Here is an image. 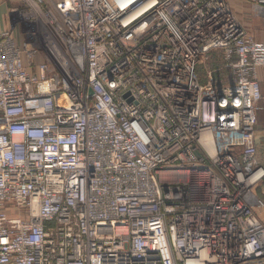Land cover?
Masks as SVG:
<instances>
[{
	"label": "built area",
	"instance_id": "obj_1",
	"mask_svg": "<svg viewBox=\"0 0 264 264\" xmlns=\"http://www.w3.org/2000/svg\"><path fill=\"white\" fill-rule=\"evenodd\" d=\"M262 84L226 0H0V264H264Z\"/></svg>",
	"mask_w": 264,
	"mask_h": 264
},
{
	"label": "rangeland",
	"instance_id": "obj_2",
	"mask_svg": "<svg viewBox=\"0 0 264 264\" xmlns=\"http://www.w3.org/2000/svg\"><path fill=\"white\" fill-rule=\"evenodd\" d=\"M252 9L248 2H244L243 5H241L239 11L233 12L234 16L236 17L237 21L246 28L250 33H254L258 29V22L254 20L250 16ZM249 13V15H248ZM211 68V58L206 60L204 63H202L198 68V73L200 76V81L202 83H205L207 81V71ZM264 114V112L259 113L257 115L258 123L255 129V140H257L258 144V154L259 158H262L263 151H264V121H262L261 115ZM262 149V150H261ZM264 193V190H262ZM261 192V190L256 189L255 190V196L256 198L264 204V194ZM262 208V207H261ZM256 216L263 222L264 224V208L256 210Z\"/></svg>",
	"mask_w": 264,
	"mask_h": 264
},
{
	"label": "crops",
	"instance_id": "obj_3",
	"mask_svg": "<svg viewBox=\"0 0 264 264\" xmlns=\"http://www.w3.org/2000/svg\"><path fill=\"white\" fill-rule=\"evenodd\" d=\"M244 2L245 3L248 2L249 5H250L249 0H226V5L230 8V10L232 12H237V11H239L241 5L244 4ZM248 15H249V13H248ZM250 16L252 18H254L253 15H252V11L250 13ZM254 20L258 22L259 26H258L257 31H255V34L254 33H251V34H253V36H254V38L256 40H258V41H264V32H263L261 20H259L258 18H254ZM261 90H262V99L258 103L257 115H259V113H261V112H264V84L261 85ZM261 117H262L261 118L262 121H264V114H262ZM257 123H258V119H257V116H256V126H257ZM255 146H256V150H257V161H258L259 165H261L264 168V151H263L262 158H259L257 140H255ZM256 189L261 190V192H262V190H264V180H263V182L261 184L258 185V187ZM261 207H255L254 208V211L259 210V209H263L264 208V204H262Z\"/></svg>",
	"mask_w": 264,
	"mask_h": 264
},
{
	"label": "bare ground",
	"instance_id": "obj_4",
	"mask_svg": "<svg viewBox=\"0 0 264 264\" xmlns=\"http://www.w3.org/2000/svg\"><path fill=\"white\" fill-rule=\"evenodd\" d=\"M119 4H127V3H129V2H131V1H133V0H116ZM135 1V0H134ZM134 3V2H133ZM132 3V4H133Z\"/></svg>",
	"mask_w": 264,
	"mask_h": 264
}]
</instances>
